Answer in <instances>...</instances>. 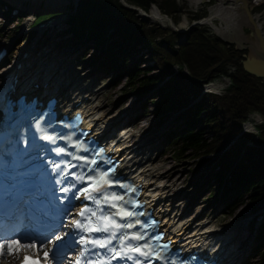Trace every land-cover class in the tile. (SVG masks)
<instances>
[{
  "label": "trees",
  "instance_id": "obj_1",
  "mask_svg": "<svg viewBox=\"0 0 264 264\" xmlns=\"http://www.w3.org/2000/svg\"><path fill=\"white\" fill-rule=\"evenodd\" d=\"M127 1L137 3L146 11L154 2L167 14L175 12L177 5L176 0ZM78 3L80 24H91L95 28L103 25L113 27L116 36L112 44L123 40L130 46L127 38L147 40L155 67H162L168 60L175 59L187 64L190 76L176 77L175 82L159 88L156 104L164 111L184 105L189 101L190 94H199L200 86L196 83V77L209 78L214 71L224 70L228 65L235 66V87L222 95L202 94L194 105L187 108L183 120L184 137L195 154L218 149L223 138L230 137L240 129L241 119L250 110L264 111V82L242 67L241 60L247 48L238 49L233 43L209 36L202 25L191 26L185 32V42L176 47L181 35L179 31L171 29L170 33H166L159 26L147 25L136 15V10L124 6L120 0H79ZM194 15L196 18L201 16L200 13ZM132 74L133 89L138 87L137 84L144 86L155 83L161 76L160 73H151L149 68L137 69ZM208 131H212L210 137L205 136ZM247 137H250L252 145H246L243 138H238L236 144L221 158L223 165L229 167L233 159L242 154L237 165L238 184L246 191L253 205H256L259 200L264 199V130L259 138L253 135Z\"/></svg>",
  "mask_w": 264,
  "mask_h": 264
},
{
  "label": "bare ground",
  "instance_id": "obj_2",
  "mask_svg": "<svg viewBox=\"0 0 264 264\" xmlns=\"http://www.w3.org/2000/svg\"><path fill=\"white\" fill-rule=\"evenodd\" d=\"M12 1L14 3H18V4H21L23 2V0H12ZM40 1H45L47 4V8H54V7L60 5L58 0H32L33 4L40 2ZM184 1H187L191 5H196L199 2H202L204 0H184ZM254 4L255 3L253 0H216V3L209 7L208 13L205 15L204 22L207 23L209 25V27L213 30V32L216 35H219L220 37H235L238 40V43H244L246 41L252 47H257L258 46L257 37L254 34H251L252 39H248V37L244 34L245 27L247 26V27L251 28L252 22H253L257 26L258 30L260 31L261 36L264 39V22L259 20L258 14L254 13L252 11ZM247 11H249L251 13L252 20H249L248 15H247ZM143 18L147 19V20H157V21L161 22V24H165V25L169 24V22H168L169 20L155 6L152 7L151 10L149 11V14L147 16H144ZM186 23L187 22H185V20H182L181 22H179L177 27L179 29H183L186 27ZM2 36H4V33L0 34V37H2ZM44 59L47 61V64H46L47 66H43V67H47V68H45L47 70L45 73L42 74V75H44V77L41 79L38 78L39 74L37 72V68L39 67V57L36 58L35 56H33L31 54L28 55L26 60H22V67L21 68H18V69L13 68L12 69L14 72L17 71L20 74L19 79H21L22 81H21L19 87H21V86L30 87L31 82H36V81H38V79H40L41 81L46 80L50 84L53 80L56 81V79L59 75H62L63 77H65L70 72L68 68H69V66H71V62L68 59H66L67 60L66 67H61V68L57 67V71L53 70L54 68H52L50 65L49 55L45 56ZM17 60L20 61V58ZM60 60H62V57H60V59L58 61H60ZM56 65H58V64L56 63ZM3 67H5V66H3ZM67 78H70V77H67ZM87 78H90V77L89 76L86 77V75L84 73L80 74V77L78 78V80L76 78H71L74 83H77V87L74 88V93L79 94L80 92H84L86 95V93H87L86 89H85L86 86H84L86 83L84 81H86ZM52 86H54V85H52ZM80 87H82V88H80ZM89 93L90 92H88V95L86 97L89 96ZM92 97H93V95L87 99L88 103H90L89 106L94 111L95 110L97 111V108L101 106V103L97 107V104L94 105L93 100H91ZM139 103L140 102L137 101L136 104L132 105L126 111V114L123 115L125 118L119 117L117 119L112 120L110 127H115L122 120L135 119L138 115L137 113H135V110H136L135 106H138ZM103 119H106L105 115L103 117L98 116L95 119V121H96L95 124L101 125L103 123V126H108V123H105ZM121 129L125 130L126 127H123ZM161 129L162 128H158L156 130L149 129L146 132V133H152L153 134V136L149 137L150 141L148 140V138L145 137L146 134L140 135L139 139L137 141H133L132 143H130L128 136L125 134L119 138V141L121 143L125 144L126 149H128V147H129V150L127 152L128 154L134 153V150H136V149H140L142 151H144V150L149 151L151 148V145L153 143H158L159 133L161 132ZM110 130L111 129L109 128V131ZM134 144H135V146H134ZM139 145H141V146L139 147ZM126 151L124 153H126ZM142 157L146 158L145 162H142L141 157H139L138 155H134L130 160H133L135 162V164H139V165L145 164V166L141 168L140 173H143L145 175V177L149 180V182L151 181V179H154V178H156V180H157V178L160 175H158L157 173H154V170H153L154 167L153 166L147 165L149 163V161L151 160L150 157H148L146 155H142ZM177 179H178V177H176L174 179H170V180L166 179L167 180L166 184L163 187L159 186L158 189L165 192L168 188L176 185ZM160 181H161V179H160ZM161 184H163V183H161ZM150 186H151V182H150ZM151 189H152V191L154 190L152 187H151ZM179 191L180 190H178V193H179ZM175 194H177V192H175ZM194 200L195 199L193 198L191 200V202H193ZM168 206H169V203L167 204V207ZM188 206L189 205L185 206L180 214H178V212H175L174 215H172V216L168 215V214H166V215L170 216L172 218V222H173V220L178 222L182 218V213H184V212L187 213L190 210V208H188V210H186V208ZM173 224L174 223H172V225ZM227 228L228 227H226V229ZM182 229H184L183 236L185 237V239H197L196 236L197 237H204L205 235L208 237H218L219 236V234L211 232V230H209V229H204L203 231H201L202 229H201L200 223H198L197 217H192L189 219V221L188 220L185 221L182 224V226L179 228V230H182ZM233 229H235V228H233ZM239 229H240V231L236 237L238 239L234 242V244H236L237 242H238L237 245L240 242L241 243L238 246V248L235 249V253L238 254V253H240L239 251H241V250L243 251V253L240 255V262L238 264H240L241 262H243V260H245V259H242L243 257L245 258V256H244L245 255L244 254L245 249L251 247L252 244L254 243V239L251 237L248 238L247 242L245 240H239V238L240 239L243 238V235H242V232L244 229L243 225H240ZM227 232L229 235L230 234L229 230H225L220 234H226ZM211 233H214V234L211 235ZM180 235L181 234L179 233V236ZM237 245H236V247H237ZM223 255L229 259L230 264H234L231 262L232 259L239 257L237 255H234V253H227V252H225V253L223 252ZM1 256H2V251L0 250V264H2L3 262H6L2 259L3 257H1ZM16 257L20 258L21 252L15 253V251H11V253L9 254V256L6 260L11 261V260H14ZM221 259L223 260L224 258H221Z\"/></svg>",
  "mask_w": 264,
  "mask_h": 264
},
{
  "label": "rangeland",
  "instance_id": "obj_3",
  "mask_svg": "<svg viewBox=\"0 0 264 264\" xmlns=\"http://www.w3.org/2000/svg\"><path fill=\"white\" fill-rule=\"evenodd\" d=\"M253 1L254 3H259V6H256L257 4H254L252 11L258 13L259 20L264 22V0H253ZM176 2H177L176 8H175L176 11L174 10L175 12L172 13L175 16V21H176L175 24L178 25L179 22L186 19L187 21L186 26H187V24L191 23L193 19L196 20V16L194 14L200 13L201 16H205L208 13L209 7L215 4L216 0H204L196 4V6L189 4L187 1H184V0H176ZM58 8H60V10L67 9L65 8L63 4H61ZM172 14H169V15H171L173 18ZM13 21L14 19H11L10 21H8L9 23L6 24L4 18L0 19V29L3 28L2 30H4L3 32L4 36L0 37V41L1 42H11V43L13 42L11 51L14 54H16V52H18L20 49H22L26 45L29 39L28 38L25 39L27 34L18 32L17 30L18 27H16V25L15 27H13V24H17L15 22L13 23ZM145 22L147 23V25L159 26L164 31H167L166 33H168L172 29L169 27V25L161 24V22L157 20H146ZM203 25L206 29V33L209 36L217 37V35L213 32V30L209 27L208 24L205 23ZM250 30L251 28L247 26L245 27V30H244L245 31L244 34L248 37V39H252ZM183 38L184 37H182V39ZM179 43H183V41ZM71 51H72V47L66 50V52H71ZM247 52H248V48H247ZM72 61H73V64L77 66L81 64V61L84 64L88 63L85 60H81L80 57H75ZM141 61H143L142 63L143 65L151 64V61H148V60H141ZM85 67H87V64H85ZM93 78L97 80L99 79V86L101 87L100 91L102 92V96L99 97V100L100 102L101 101L104 102V105L99 108V112L100 114H105V117L109 118L110 120H112L113 117H117L118 115H123L130 108V106L136 104L137 101L140 102L139 99L141 98L139 97L138 99V95L134 96L133 92L127 91L126 85H121V83L118 84V83L112 82V80L109 79L106 73L99 75V77L95 76ZM93 89L95 90L96 88L93 86ZM146 94L147 93L141 94V97L145 98ZM157 95H158L157 93L152 94V95L150 94L148 98H145V100L143 99L144 104L146 103L149 106L148 114H145V112H143V107L141 106L140 103L138 104V106H135V109H136L135 112H138L141 115L140 121L136 123L137 127L135 130L137 133L142 134V132L155 127V123L157 120L156 121L154 120L155 119L154 115H152L153 112L150 111V109L153 107V103L147 102V101L148 99H151L152 96L156 98ZM182 110L184 109L180 108L178 111L174 113L172 112L169 113L167 116L163 118V120H161V122L166 121V120H171L172 117L174 116L177 117L179 114L183 112ZM174 119L175 117L167 123L163 131L167 129V127L173 124L172 122H174ZM233 135H230V136H233ZM164 145L165 143H163L160 147H163ZM165 152L166 151L159 154L158 157L153 160L154 161L153 164L157 165L159 162H163V161H166L165 163L167 165L171 163H177V166L175 167V170H174V174L181 177V181H180L181 183L178 182V184L179 183H180L179 185L184 184L186 186V190L194 191L196 186L202 185V187L203 188L205 187V188L201 190L200 193L202 195H206L208 192V187H206V185L210 184V187L211 185L215 186V181L213 179V172L217 169L215 157L213 156L206 157L205 155L203 159L204 161L197 163V161L193 159V156L191 155V152L189 151H185L181 158H175L174 155L169 151L166 153L167 155L166 159H163ZM158 170H160V168ZM215 187L217 188V186ZM219 202H220L219 199L216 200L214 198H207L205 199V201L201 202L202 203L201 206L203 207L197 208L196 211L197 212L204 211L205 213L202 215V217L203 216L208 217L213 211L222 207V205ZM246 209L247 208L243 207V204H242L238 206L237 209L235 208V210L232 211L231 214L232 215L235 214L236 216H240V215L246 216L249 211V209L247 210ZM258 257H259V251H256L252 255L251 261L248 262L247 264H264V260H258ZM16 260H17V257L14 260L6 261V262H3L2 264L13 263Z\"/></svg>",
  "mask_w": 264,
  "mask_h": 264
},
{
  "label": "snow or ice",
  "instance_id": "obj_4",
  "mask_svg": "<svg viewBox=\"0 0 264 264\" xmlns=\"http://www.w3.org/2000/svg\"><path fill=\"white\" fill-rule=\"evenodd\" d=\"M63 151V150H61ZM93 163H95V161H93ZM109 173L105 172L103 173L98 179L102 182L96 183V186L91 188V191H89L88 189H86L85 191L88 193V198L94 200V202L99 206L101 204V201L103 200L104 203L108 204L110 207H117V204L113 203L112 200L115 201H121L123 200L122 196H114L112 197V200H110L106 194H104L103 189H104V185L108 183L107 181V177H108ZM121 187H125L123 185H121ZM64 191H68V189H64ZM130 191H135L134 189H131ZM91 192H96V193H100L101 195L99 197H93L91 195ZM136 205H134L135 207ZM121 209H123V205L121 204L119 206ZM102 210V209H101ZM90 211L89 209H85L82 210L80 215L81 216H85V213ZM92 216H95L96 213L92 212L91 213ZM136 213L133 211H117L115 213V216H119L122 219L124 217H131V216H135ZM105 220H110V225L109 224H104L101 227H86L85 224H82L79 220H75L73 221V225L76 228H81L84 229L86 232H97V233H108L109 236L107 239L101 240L99 238L97 239H90L88 241H85L83 239H81L80 243H91L93 246H98L100 248H104V249H108L111 253H113V258H120V259H124L127 258L128 260H133V255H130V253H135V254H139L140 256H143L145 258L149 257L150 255H155V257L157 259L160 258L159 253L155 252L152 245L150 243H145L143 246L140 245H133L131 243H127L130 240H135V241H139V240H144L145 236L140 235V234H134V235H129L128 233H123L121 235L118 236V233L121 231V229L123 228H133L135 227L134 224L132 223H126V224H122V223H118L115 219H113L110 216H106L104 217ZM137 224H139V221H136ZM53 233L52 232H47V231H34V230H29V231H12L11 233L6 232L3 229H0V241H4V240H9L12 241V243L8 244V248L9 250L12 249L13 244H19L20 240H24L25 242L28 241H39L41 246H43L45 243H48L50 241V237ZM13 237H18V239L13 240ZM67 234L65 235V237H61V236H57L56 237V241L53 242V249L52 251V257L53 259H57V252L58 250L65 248V247H71L75 241L73 239H66ZM155 239H159V237H155ZM113 240H117L120 246V250L117 251L115 247H111L109 248L110 245H112ZM127 243V247H125V244ZM30 246L35 247V243H32ZM0 247H3L2 244H0ZM166 247V246H165ZM89 251V249H85L84 252L81 253V257L85 256L86 253ZM94 255H96V253H94ZM45 256H48V253H45ZM81 257H78L77 260L75 261V264H80V259ZM58 264H59V260H58ZM108 264H111V262L109 261ZM136 264H144V262L137 260ZM148 264H151V262L149 261Z\"/></svg>",
  "mask_w": 264,
  "mask_h": 264
},
{
  "label": "water",
  "instance_id": "obj_5",
  "mask_svg": "<svg viewBox=\"0 0 264 264\" xmlns=\"http://www.w3.org/2000/svg\"><path fill=\"white\" fill-rule=\"evenodd\" d=\"M121 1L126 6L133 7L132 5L127 4L124 0H121ZM146 15L147 14H145V16ZM247 15H248L249 20H252V15L249 11H247ZM168 19L170 21V18ZM203 20L204 18L199 19L195 21L194 24L202 22ZM170 23L172 22L170 21ZM250 34H254L257 37L258 39L257 47H252L246 41L244 43H238V40L235 37H224V39L229 42H233L235 46L240 49L248 48V52L243 53V59L241 60L242 67L245 71L253 74L256 77H260L261 80L264 82V39L261 36L260 31L258 30L257 26L253 22H252Z\"/></svg>",
  "mask_w": 264,
  "mask_h": 264
}]
</instances>
